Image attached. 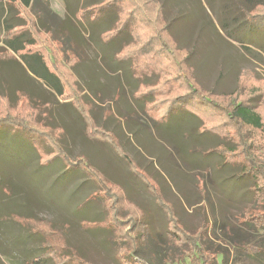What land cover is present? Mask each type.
Returning <instances> with one entry per match:
<instances>
[{"label":"rangeland","instance_id":"obj_1","mask_svg":"<svg viewBox=\"0 0 264 264\" xmlns=\"http://www.w3.org/2000/svg\"><path fill=\"white\" fill-rule=\"evenodd\" d=\"M161 1L164 4L166 18L171 22V30L179 43L192 51L191 60L201 82L207 88L215 89L217 92L233 89L237 86L239 77L242 78L247 94H256L259 99L264 95V28L258 30L246 22L239 8L240 5L248 9L257 0ZM44 2L41 0V6H44ZM49 6L53 11H62L63 2L49 0ZM19 9L34 31L35 19L32 11L21 4ZM221 19L224 25L229 27L228 32L222 29ZM38 37L40 47L49 56L51 66L66 83L63 97L49 90L51 94L46 96L56 103L54 113L65 130L63 144L66 151L73 158L83 155L109 178L120 183L132 202L138 204L148 215L152 234L147 240H141V247L134 254L136 260L130 259L125 250H121L117 255L118 238L113 231L92 224L93 220L101 221L107 216L105 194L101 192L84 207L79 206L91 192H100L92 179L81 170L75 173L65 172L60 160L58 162L55 160L50 165L56 170L38 171L36 166L38 157L35 163V150L29 142L1 139L2 169L6 179H12L19 185L16 187L19 189L13 190V197L19 199L27 196L23 199L28 198L34 209L31 213L38 217L52 219L58 226L64 222L69 223L67 238L70 244L93 263L195 264L185 253L183 257H178L179 249L170 246L167 236V215L165 210L158 206L154 194L132 175L127 163L116 155L109 144L90 138L86 134L83 121L74 114L75 111L66 102L75 101L77 94L81 95L73 83L76 77L71 69L74 59L81 58V55L77 54L78 49H71L69 41L64 39L65 47L69 48V53L65 54L59 39L54 40L43 32H40ZM101 62L103 63V59L99 61L97 58L96 65L101 75L94 79L84 74L77 76L85 88L93 82L94 85L105 88L100 91L101 96L112 98L102 106L100 104L97 106L99 122L116 131L126 152L158 179L166 198L173 203L177 215L186 227L195 229L201 223L205 211L211 223L208 238L211 239L212 247L219 251L217 256L219 264H264V254H255L248 250L253 243L264 246V228H257L240 219L244 207L253 202L252 193L249 191L251 180L247 177L234 176V168L222 165L218 156L205 152L208 146L217 143L212 136L204 134V137L196 138L194 135H188L180 138L179 143L174 145L164 141L158 134H153L155 126L147 124L149 117L141 111L140 102L132 97L135 89L134 80L126 78L117 80L119 77L116 76H113L115 79L104 78ZM22 79L23 76L18 73L15 80L22 83ZM117 86L122 87L120 90L122 95L119 92L116 94ZM88 91L85 90V93L92 95L90 89ZM254 102L257 103L258 98H255ZM21 108L24 114L30 111L27 105ZM12 111L14 114L18 112ZM110 111L117 113L121 111L129 122L116 119ZM177 114L187 117L183 111ZM192 122L189 119H180L181 128H185L186 125L194 128ZM180 126L176 128L179 130ZM124 129L129 133L130 130L134 131L129 136ZM140 138L141 142H138ZM141 143L151 145L156 155L154 161L149 160L151 156ZM257 143L256 152L264 167V147L260 144L259 138ZM194 148L196 151L181 155L180 149L183 151ZM37 178L43 180L45 184L38 185ZM0 189L3 190L2 187ZM23 199L20 201L24 203ZM7 201L8 199L4 198V202H1L4 204L0 205L2 211L0 264H25L31 257L44 250L43 241L35 237L27 244L31 232L26 225L17 221L21 217L18 215L12 217L6 213L10 208H16L19 201L14 200L10 204ZM128 209L133 211V207L125 208L123 217L126 222L122 225L125 229L130 226L127 219L131 212H128ZM54 242L58 243V239L55 238ZM45 264H52V261L45 260Z\"/></svg>","mask_w":264,"mask_h":264},{"label":"trees","instance_id":"obj_2","mask_svg":"<svg viewBox=\"0 0 264 264\" xmlns=\"http://www.w3.org/2000/svg\"><path fill=\"white\" fill-rule=\"evenodd\" d=\"M5 1L10 8L14 7L11 5L12 0H0V14L7 6L4 4ZM20 4L28 9L33 8L32 0H20ZM239 8L246 22L258 30L264 28V0L254 1L248 9L240 5ZM83 9L87 20L92 19L88 18L89 13L95 21L102 19L96 23L101 26L99 39L103 43L113 44L111 42L115 41L118 43L114 47L116 49L118 46L114 58L118 63H126L124 68L128 69V76L125 78L135 82L132 97L140 102L141 111L152 120L147 122L156 128L152 133L158 134L164 141L174 143V145L179 143L180 138L188 135H194L196 138L204 134L212 136L217 143L208 146L205 152L218 156L222 165L234 168V176L247 177L251 180L249 191L252 193L253 202L244 207L240 219L257 228H264V167L257 155V148H255L258 138L264 147V95L259 99L256 94H247L245 85L241 81L242 78L239 77L237 86L233 89L217 92L215 89L207 88L201 82L191 60L192 51L182 46L171 30V22L166 18L164 4L161 0H98L83 6ZM75 17L79 19L78 16L75 15ZM66 18L63 29L70 30V36L66 37L70 41V48L82 51L84 43L82 44L83 40L80 39L77 24L80 20L76 19L75 22L70 16ZM2 20L0 55L7 54L9 51L18 54L47 87L45 88L42 84L32 85L31 81L23 75L22 83H18L19 80H15L16 78L12 79L0 74V78H3L0 89V140L24 142L15 139L16 134L22 135L35 150L34 162L36 163L35 160L38 157L36 164L38 171L55 169L50 165L55 160V162L60 160L65 172L74 171L75 173L81 170L83 174L92 179L100 192H91L79 203V206L84 207L94 196H98L101 192L104 193L107 216L101 221L93 220L92 224L113 231L118 238L117 255L121 250H125L127 256L134 260V254L141 247V240H147L152 234L148 215L138 204L132 202L120 183L109 178L83 155L73 158L66 151L63 144L66 137L65 130L59 123L57 114L54 113L56 103L46 97L51 94L48 90H53L56 95L63 97L66 83L57 72L49 69L40 52L21 53L27 46L37 42L36 37L29 30L22 29L23 26L20 24L9 26L8 17ZM39 22L41 23L40 28L50 33L49 27L42 22V19ZM224 24L221 19L222 29L228 32L229 27ZM51 35L54 39L62 38L61 35L54 33ZM60 44L64 53L69 52V48H66L62 41ZM31 57H35V60L39 62L41 60V70L30 62ZM4 63L0 61V69ZM72 66L75 68V74L72 72L76 77L73 83L81 95L77 94L75 101L66 102L75 111L74 114L83 121L86 134L90 138L109 144L116 155L127 163L132 175L142 181L154 194L158 206L166 212L168 242L170 246L179 249L178 257H183L185 253L195 264H219L217 261L219 251L212 247L211 239L208 238L211 227L208 215L203 211L201 223L195 229L184 225L173 203L166 198L158 179L126 152L116 131L108 129L99 122L97 106L99 104L102 106L112 100V98L100 95V91L105 88L94 85L93 82L85 88L77 76L83 75L78 68H85L86 62H75ZM84 75H87V72ZM97 75H101V72L96 66V72L87 76L94 79ZM102 76L114 78L105 74L103 67ZM119 79L120 77L117 78ZM121 88L118 87L116 94L119 92L122 95ZM89 89L93 96L89 95ZM85 90L88 92L85 93ZM255 98H258L257 103L254 102ZM23 103L30 109L25 114L21 108L25 107ZM12 110H17V114H14ZM179 111H183L187 117L177 114ZM110 112L116 119L129 122L121 111L119 113ZM183 118L192 120L194 128H189L187 125L181 128L180 119ZM176 126H180V129L178 130ZM10 130L16 134H12ZM133 131L130 130V134ZM54 132L57 133L53 134ZM140 140L141 138L138 142H141ZM142 147L151 156L149 160L154 161L156 155L151 145L143 144ZM180 150L182 156H185L187 152L196 151L195 148ZM2 167L0 163V188H3V190L0 189V205L4 204L1 203L4 202V198L8 199L9 204L18 200L17 207L10 208L6 213L12 217L20 216V220L17 221L26 225L31 232L30 235L34 236H28L27 244L35 237L43 241L44 250L31 257V260L25 264H45V260H51L52 264H96L88 261L86 256L81 255L70 244L67 238L69 223L64 222L58 226L52 219L38 217L31 213L34 209L28 202V198L23 199L27 196L19 199L13 197V190L19 189L16 188L19 185L12 179H6ZM36 182L38 185L45 184L38 178ZM21 199L25 202H21ZM127 206L133 207V211L128 209V212H131L127 219L130 226L125 229L122 225L126 222L123 214ZM55 238L58 239V243L54 242ZM248 250L255 254H264V246L256 243L251 244Z\"/></svg>","mask_w":264,"mask_h":264},{"label":"crops","instance_id":"obj_3","mask_svg":"<svg viewBox=\"0 0 264 264\" xmlns=\"http://www.w3.org/2000/svg\"><path fill=\"white\" fill-rule=\"evenodd\" d=\"M44 1H45L44 6H41V0H32L33 8H31L32 10L30 9V11H32L34 15V19H35V28H33L34 31L30 28L29 24L27 23L26 17L22 15L19 9L20 0H17L15 2L14 0L11 1V5L14 6L13 8H10V6L8 5L6 1L4 2L5 5L7 4V6H5V11L2 12V14H0V24L3 21L2 20L3 18L8 17L7 24L9 26L20 24L23 26L21 27L22 29L29 30L33 34V36L36 37L37 42L34 45L27 46V48L21 51V53L36 52V51L40 52L42 54L45 64L49 67V69L51 71L57 72L51 66L49 62V56L45 53V50L42 47H40L41 45H40L38 34L40 32H43V33H47V32H45L43 29L40 28L41 23L39 21L42 19V22L49 27L50 33L48 32L47 34H49L52 39L54 38L51 35V33L61 35L60 37L62 38H60V40L64 44V39L70 36L69 34L70 30L68 28L67 30L63 29V27H65L64 21L65 19L67 20L66 18L67 16H70L73 18V21L76 22V19H77L75 17L76 15L79 17L77 21L80 20L79 22H77V24L79 25V31H80L79 36H80V39L83 40L82 44L83 43L84 44L82 45L83 47L82 51L78 50L77 52L79 55H81L80 60L79 58L76 57L74 59V63L75 62H78V63L86 62V67H85L86 69L78 68V71H81L83 74L87 72L88 76L92 73L94 74L96 72V66H97L96 61L98 58L99 61L103 59V63L101 62V65L103 67V72H105V74L109 76L120 77V78H125L128 76V69L124 68L126 67V63H123V62L118 63L114 58L115 52H116L115 51L116 49H114V47L118 43L116 41L111 42L113 44L103 43L99 39L102 29H101V26H98L99 23H96V22L97 21L99 22L102 19L95 21L94 17L89 15L88 18L91 17L92 19L87 20V17H85V13L83 12L84 11L83 6L92 4L98 0H62L63 2L62 11H53L51 7L49 6V0H44ZM80 1L83 3H81ZM87 21H88V24H87ZM66 27L68 26L66 25ZM15 29H17L16 26H15ZM1 34L2 32L0 30V35ZM60 40L58 41L61 42ZM69 44H70V41H69ZM97 54H100V55L97 56ZM83 55L84 56L86 55V56L83 58ZM0 61L5 62L4 64L1 65L0 74L2 73L6 77L15 79L18 77V73H20L21 75L24 76V78L31 81L30 84L36 85V86H39L42 84L45 88L47 87L43 83V80L33 72L34 70H32L29 66H27V64L24 63V61L21 59V57L18 54L12 53L11 51H9L7 54L6 53L1 54ZM30 62L33 63L37 69H40V70L42 69L41 60L39 62L35 60V57H31ZM71 69L75 74V70H74L75 68H71ZM1 79L3 78H0V89L2 88ZM12 81L14 82V80ZM50 91L53 92V90H50ZM150 120L148 119L147 122H150ZM9 132H12V134H16L12 130H10ZM124 132L127 135L130 134L125 129H124ZM15 136H16L15 139H17L18 141L27 142L26 139L22 135L16 134Z\"/></svg>","mask_w":264,"mask_h":264}]
</instances>
